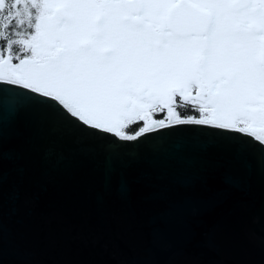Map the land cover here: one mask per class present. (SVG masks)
Wrapping results in <instances>:
<instances>
[{"label": "snow or ice", "instance_id": "obj_1", "mask_svg": "<svg viewBox=\"0 0 264 264\" xmlns=\"http://www.w3.org/2000/svg\"><path fill=\"white\" fill-rule=\"evenodd\" d=\"M0 264H264V0H0Z\"/></svg>", "mask_w": 264, "mask_h": 264}, {"label": "water", "instance_id": "obj_2", "mask_svg": "<svg viewBox=\"0 0 264 264\" xmlns=\"http://www.w3.org/2000/svg\"><path fill=\"white\" fill-rule=\"evenodd\" d=\"M228 166H222L220 167L216 173L210 178V182L213 186H218L223 182L224 174L228 171ZM65 176L63 172L57 167L53 166L51 170L49 171L47 177H46V184L43 189L39 192V200L41 207H46L48 202L55 198L58 190L64 183ZM113 184L115 185V178L113 181ZM110 195L112 197H115L116 191L113 187L112 191L110 192ZM68 224L70 227H75L77 225V220L75 217H69ZM249 227L259 229V225H252L250 222L248 224ZM190 251L199 252L202 251V249L199 247V245L193 243L189 245Z\"/></svg>", "mask_w": 264, "mask_h": 264}]
</instances>
